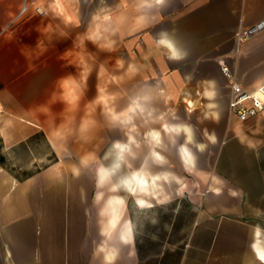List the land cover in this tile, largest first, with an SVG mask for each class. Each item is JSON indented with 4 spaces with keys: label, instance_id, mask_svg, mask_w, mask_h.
<instances>
[{
    "label": "crops",
    "instance_id": "obj_1",
    "mask_svg": "<svg viewBox=\"0 0 264 264\" xmlns=\"http://www.w3.org/2000/svg\"><path fill=\"white\" fill-rule=\"evenodd\" d=\"M136 4L0 0V264H99L93 260V241H99L94 181L84 169L73 177L71 165L126 140L109 114L125 110L145 90L157 114L175 110L177 122L192 124L206 148L196 153L202 172L184 179L179 195L172 185L167 203L153 201L144 210L129 200L128 218L136 227L117 264H255L249 244L251 226L264 225V216L255 215L264 213V110L243 122L229 114L230 83L219 64L246 91L264 81V31L242 43L235 38L240 28L264 19V0H164L139 12ZM96 14H110L119 27L111 37L116 50L85 41L96 57L87 86L83 93L69 86L62 94L61 78H79L74 42ZM140 15L145 26L133 31ZM162 32L181 59H169L157 44ZM117 59L124 68H116ZM101 64L104 76H98ZM129 64L137 69L131 76ZM134 122L141 141L148 128H159L145 126L139 116ZM146 152L142 145L141 155ZM171 163L185 175L174 156Z\"/></svg>",
    "mask_w": 264,
    "mask_h": 264
},
{
    "label": "clouds",
    "instance_id": "obj_2",
    "mask_svg": "<svg viewBox=\"0 0 264 264\" xmlns=\"http://www.w3.org/2000/svg\"><path fill=\"white\" fill-rule=\"evenodd\" d=\"M163 3L164 0H137L136 10L139 12L151 9L154 5ZM72 19L75 20V17ZM146 19L144 15L138 16L133 31L144 27ZM123 21V17L117 18V23ZM119 31V27L113 25V17L110 14H96L92 17L86 33L78 36L74 42L73 49L79 52V59L75 63L79 69V78L73 75L61 78L58 81V88L62 94L69 86L80 93H83L87 86L93 70L91 62H94L96 57L86 51L85 41H90L100 51L111 53L116 50V40L111 37ZM157 44L168 50L169 59H181V54L166 33L160 34ZM72 50L66 51L60 59L65 60V56ZM115 66L118 69L124 68V61L117 59ZM136 71V67L129 64L126 75H134ZM106 74L107 69L101 64L98 76ZM109 78L113 82H119L123 76ZM98 90L100 93L103 91L101 88ZM112 98L115 99L114 96ZM152 99L151 91L145 90L135 96L125 110L111 111L108 117L109 123L124 130L126 140H116L103 155L82 156L78 164L71 165L73 177L79 178L84 169L90 173L94 181L92 206L95 209L99 241H93V260L98 259L99 264H117L121 259L122 248L133 242L136 225L128 218L130 199L139 210L151 209L154 207L153 201L155 204H164L170 200L168 189L172 185H178L176 193L179 195L182 181L194 177L197 172H202L197 167L196 153H202L206 144L197 142L193 125L177 122L179 118L173 109L157 114V110L149 106ZM137 116L143 118L145 126L159 125V128H148L143 134L142 141L137 138L140 135L134 122ZM204 135L207 141L215 143L214 134L205 132ZM142 145L147 148V152L143 155H141ZM173 156L185 175L177 173L176 165L171 163ZM212 192L220 193L219 190ZM231 195L235 196L237 193L232 192ZM255 215L262 217L264 213L257 209ZM250 240L249 248L255 264H264V225L257 223L251 226Z\"/></svg>",
    "mask_w": 264,
    "mask_h": 264
},
{
    "label": "built area",
    "instance_id": "obj_3",
    "mask_svg": "<svg viewBox=\"0 0 264 264\" xmlns=\"http://www.w3.org/2000/svg\"><path fill=\"white\" fill-rule=\"evenodd\" d=\"M26 7L23 6L24 12ZM36 12L43 15L44 11L36 8ZM264 31V19L250 27L240 28L235 38L237 43L245 42ZM220 71L230 83V96L228 102L229 114L239 122H243L264 110V81L254 90L246 91L236 80L231 70L223 63L219 64Z\"/></svg>",
    "mask_w": 264,
    "mask_h": 264
},
{
    "label": "rangeland",
    "instance_id": "obj_4",
    "mask_svg": "<svg viewBox=\"0 0 264 264\" xmlns=\"http://www.w3.org/2000/svg\"><path fill=\"white\" fill-rule=\"evenodd\" d=\"M190 107H194V106H193V103H192V106H190ZM189 179H191V181L193 180V178H189Z\"/></svg>",
    "mask_w": 264,
    "mask_h": 264
}]
</instances>
